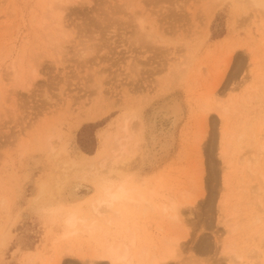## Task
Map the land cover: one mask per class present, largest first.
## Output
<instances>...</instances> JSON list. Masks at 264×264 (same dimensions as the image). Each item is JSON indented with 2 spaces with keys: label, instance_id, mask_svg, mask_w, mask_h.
<instances>
[{
  "label": "rangeland",
  "instance_id": "374dc122",
  "mask_svg": "<svg viewBox=\"0 0 264 264\" xmlns=\"http://www.w3.org/2000/svg\"><path fill=\"white\" fill-rule=\"evenodd\" d=\"M39 4L41 0H0V231L6 234L0 236V264H41L42 258L57 253L41 210L54 202L56 174L69 161L57 155L59 149L66 145L71 158L93 154L116 133L129 107L138 108L143 100L149 102L141 111L146 122L172 98L181 102L183 118L168 154L143 166L131 157L124 168L137 172L141 182L147 174L161 180L162 196L154 199L156 205L164 203L165 195L179 196L190 187L188 175L196 165L191 150L196 116L191 104L214 78L224 51L217 42L223 37L240 45L243 65L227 69L213 89L214 97L226 99L246 84L255 86L246 95L251 99L229 115L231 168L219 158L223 123L212 112L206 133L213 149L203 159V196L181 224L189 234L171 264H230V255L224 253L230 238L225 217L232 213L237 216L230 223L237 227L231 236L243 264H263L264 194L259 190L256 196L258 181L240 168L238 159L249 151L251 135L264 126V47L251 46L257 45L264 30V7L250 0H74L63 15L67 38L56 52L37 22L43 7ZM139 19L145 21L143 28ZM188 58L191 63L177 82L169 72ZM17 60L21 78L32 67L37 69L38 76L23 87L10 71V63ZM252 67L261 77L247 73ZM95 111L105 115L79 126L85 112ZM223 174L229 175L231 188H224ZM92 192L87 182L77 192L85 210L84 197ZM228 195V203L221 206L219 201ZM137 218L136 234L142 241L152 243L160 228H168L167 221L152 211L138 212ZM114 231L110 229L112 236ZM95 235L90 242L94 246ZM204 248L210 252L202 253ZM66 261L87 264L72 257Z\"/></svg>",
  "mask_w": 264,
  "mask_h": 264
},
{
  "label": "bare ground",
  "instance_id": "6f19581e",
  "mask_svg": "<svg viewBox=\"0 0 264 264\" xmlns=\"http://www.w3.org/2000/svg\"><path fill=\"white\" fill-rule=\"evenodd\" d=\"M250 1L254 6L264 7L262 0ZM71 2L73 3L74 0H41V5L39 4L43 7L42 10H38L37 22L44 31L47 43L52 45L56 52L62 47V39L67 38L63 15ZM144 22L139 19L141 28ZM217 44L224 51L218 56L219 64L214 70V78L206 86V90L196 98L194 105L191 104V111L194 117L196 116L195 135L191 144L196 165H193L188 175L190 187L182 190L179 196L165 195L164 203L156 205L154 199L162 196L159 193L161 180L147 174L141 182L136 180L137 172H130L124 168L131 157H135L137 166H143L146 163L152 164L156 159L170 152L176 143L174 131L183 118L184 109L181 102L172 98L168 104L157 107L149 122L145 121L141 113L143 108L149 105L148 101L143 100L138 108L129 107L130 112H126L120 118L116 133L110 137L108 143L101 142L93 154L83 153L71 158L68 156L66 145L59 149L57 155H65L69 161L64 163L63 169L56 174L55 191L52 195L54 202L45 204L41 210L48 226L51 244L55 246L53 247L57 253L50 255L48 259L42 258L41 264H69L66 261L69 257L77 258L87 264L172 263L177 252L183 249L184 239L189 234L180 229L181 224L185 223L186 217L191 216L197 209L200 200L198 197L203 196V159L205 160L207 151L210 153L213 149V141H209L206 133L212 112H215L214 114L218 115L223 123L220 131L219 158L226 168H231L233 162L227 158L229 115L237 110L238 106H242L243 102L251 99V96L246 98V95L255 86L252 83L246 84L247 86L241 88V92H234L226 99L214 97L213 89L221 84L227 69L231 71L233 64L236 68H241L243 65L238 53L240 45L237 43L231 45L228 37H223ZM251 46L255 49L264 47V30L257 45ZM256 60L255 57L251 62L255 63ZM18 62L17 60L15 63L14 61L10 63V71L17 81L20 80V86L23 87L38 76L37 69L32 67L27 77L21 78L17 70ZM190 63L191 60L188 58L185 62L175 65L169 75L177 82L180 81ZM247 73L252 77L255 73L254 67L247 70ZM234 74L235 72L232 71L231 75ZM255 75L261 77L259 73ZM7 80L9 81V77ZM103 115L105 112H85L79 126L84 122H95ZM146 133H148L147 139ZM253 134L250 137L249 151L242 152L238 163L241 169L257 179L258 187L254 192L258 196L259 190L264 194V126L259 125L257 132ZM108 137L106 136L105 139ZM85 182L90 183L93 190L91 195L84 197L87 200V210L80 205L77 196L78 190ZM222 182L224 188L230 187L228 174H223ZM228 199L229 195L221 199L220 205H226ZM256 201L261 205L262 201L259 198H256ZM7 208L5 205V211ZM141 211L142 214L152 211L167 221L168 228H160L159 237L152 243L147 239L139 240L136 234L140 229L136 213ZM236 216L237 213H232L229 217H225V223L230 228V238L226 241L224 253L230 255V264H243L235 240L231 236L236 230L237 223L232 224L230 221ZM111 228H114L115 236L110 234ZM94 234H98L94 238L95 246L90 243ZM0 236L6 234L0 231ZM201 252L207 254L210 250L204 248ZM32 254L35 255L34 252L30 253L29 260L32 259Z\"/></svg>",
  "mask_w": 264,
  "mask_h": 264
}]
</instances>
